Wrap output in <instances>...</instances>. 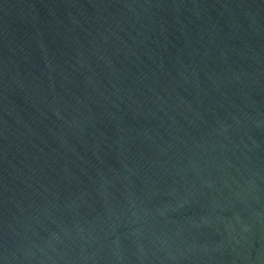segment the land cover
I'll list each match as a JSON object with an SVG mask.
<instances>
[{"label": "water", "instance_id": "1", "mask_svg": "<svg viewBox=\"0 0 264 264\" xmlns=\"http://www.w3.org/2000/svg\"><path fill=\"white\" fill-rule=\"evenodd\" d=\"M0 264H264V0H0Z\"/></svg>", "mask_w": 264, "mask_h": 264}]
</instances>
